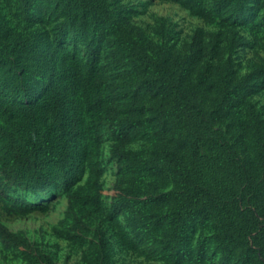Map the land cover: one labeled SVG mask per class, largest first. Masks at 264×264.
Here are the masks:
<instances>
[{
  "label": "rangeland",
  "instance_id": "rangeland-1",
  "mask_svg": "<svg viewBox=\"0 0 264 264\" xmlns=\"http://www.w3.org/2000/svg\"><path fill=\"white\" fill-rule=\"evenodd\" d=\"M97 1L109 20L85 24L88 51L58 0H0V222L33 247L0 238V264H246L242 242L224 252L213 214L187 218L170 250L166 139L130 53L233 89L218 126L251 161L264 150V0ZM128 114L139 123L123 138ZM15 146L38 167L16 163Z\"/></svg>",
  "mask_w": 264,
  "mask_h": 264
},
{
  "label": "trees",
  "instance_id": "trees-1",
  "mask_svg": "<svg viewBox=\"0 0 264 264\" xmlns=\"http://www.w3.org/2000/svg\"><path fill=\"white\" fill-rule=\"evenodd\" d=\"M29 1L20 0L24 6ZM58 1L64 8L67 21L71 22V29L82 25L83 37L88 43V51H91L85 24L88 20L107 22L108 12L97 0ZM130 62L132 70L139 74L140 90L154 102L158 129L166 139L161 146V159L173 185L167 214L170 250L178 248L187 218L205 220L213 214L219 222L216 238L224 252L242 242L246 264H264V150L257 141L253 159L244 160L218 126L227 113L226 103L234 94L233 89L223 91L211 82L188 78L179 72L177 62L171 61L166 66L139 47L130 53ZM72 75L71 83H75L77 71L74 70ZM213 88L212 107L207 112L199 101ZM106 101L100 103L106 104ZM116 121V118L110 121L114 128ZM138 123L137 117L124 116L118 122L122 126L119 135L127 137L128 129H135ZM182 149L188 151L187 157H183ZM13 151L16 152V163L27 169L38 167V160H31L20 147L15 146ZM0 238L20 249L33 251L28 240L1 222Z\"/></svg>",
  "mask_w": 264,
  "mask_h": 264
}]
</instances>
